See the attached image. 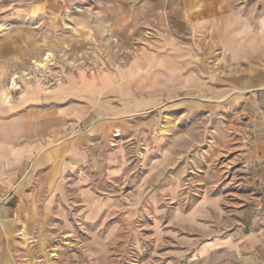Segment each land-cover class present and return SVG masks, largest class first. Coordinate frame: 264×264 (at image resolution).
<instances>
[{
  "label": "rangeland",
  "instance_id": "1",
  "mask_svg": "<svg viewBox=\"0 0 264 264\" xmlns=\"http://www.w3.org/2000/svg\"><path fill=\"white\" fill-rule=\"evenodd\" d=\"M180 3L0 0L1 102L123 73L138 58L158 56ZM100 99L117 106L121 122L104 146L118 159L104 157L115 178L98 194L101 204L0 202V264H264V242L246 241L264 239V201L251 206L263 214L259 225L238 214L255 196L251 102L101 94L98 105Z\"/></svg>",
  "mask_w": 264,
  "mask_h": 264
},
{
  "label": "crops",
  "instance_id": "2",
  "mask_svg": "<svg viewBox=\"0 0 264 264\" xmlns=\"http://www.w3.org/2000/svg\"><path fill=\"white\" fill-rule=\"evenodd\" d=\"M177 1L181 3L171 9L169 35H164L158 56L138 58L123 73L33 91L10 105L0 100V202L101 204L98 194L107 192L115 178V172L105 171L103 160L118 159L104 154V146L121 123L117 106L105 105L103 99L98 105L101 94H138L148 102L152 96L160 102L190 95L233 96L250 101L257 118L249 150L255 196L238 214H251L259 225L263 214L250 211L264 201V115L259 113L264 104V0ZM162 11L155 15L164 16ZM135 110L133 106L127 112ZM26 162L31 167L24 171ZM252 240L264 242L247 236V242ZM259 255L264 257L263 247Z\"/></svg>",
  "mask_w": 264,
  "mask_h": 264
},
{
  "label": "built area",
  "instance_id": "3",
  "mask_svg": "<svg viewBox=\"0 0 264 264\" xmlns=\"http://www.w3.org/2000/svg\"><path fill=\"white\" fill-rule=\"evenodd\" d=\"M259 113L262 114V115H264V104H262L259 107ZM260 187H261V190L264 191V182L261 183Z\"/></svg>",
  "mask_w": 264,
  "mask_h": 264
},
{
  "label": "bare ground",
  "instance_id": "4",
  "mask_svg": "<svg viewBox=\"0 0 264 264\" xmlns=\"http://www.w3.org/2000/svg\"><path fill=\"white\" fill-rule=\"evenodd\" d=\"M49 60V57L45 58V62H40L37 65H39L41 68H46L47 61ZM38 67V66H37ZM15 82V81H14ZM15 84V83H14Z\"/></svg>",
  "mask_w": 264,
  "mask_h": 264
}]
</instances>
